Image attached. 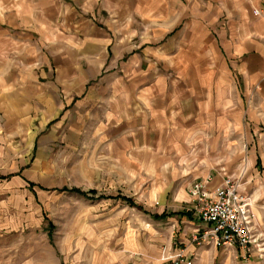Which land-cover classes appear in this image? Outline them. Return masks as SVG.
Segmentation results:
<instances>
[{
  "label": "crops",
  "instance_id": "crops-1",
  "mask_svg": "<svg viewBox=\"0 0 264 264\" xmlns=\"http://www.w3.org/2000/svg\"><path fill=\"white\" fill-rule=\"evenodd\" d=\"M46 128L142 164L169 181L158 195L178 183L177 202L195 182L219 186L217 148L243 142L240 184L258 253L243 261L235 248L196 246L190 208L172 211L164 200L153 218L180 226L160 260L184 249L192 264H264V0H0V135L34 133V149Z\"/></svg>",
  "mask_w": 264,
  "mask_h": 264
},
{
  "label": "rangeland",
  "instance_id": "rangeland-1",
  "mask_svg": "<svg viewBox=\"0 0 264 264\" xmlns=\"http://www.w3.org/2000/svg\"><path fill=\"white\" fill-rule=\"evenodd\" d=\"M33 134L0 135V176L20 174L0 180V264H160L163 249L175 248L180 225L153 216L162 213L165 202L172 211L186 206L193 215L191 196L173 200L178 183L170 195H158L169 181L155 180L142 164L117 161L99 147L72 145L50 128L36 133L33 149L26 146V136ZM242 135L227 133L233 141ZM240 144L217 148L219 171L234 177L248 165L250 149ZM26 181L95 194L85 199L30 190Z\"/></svg>",
  "mask_w": 264,
  "mask_h": 264
},
{
  "label": "built area",
  "instance_id": "built-area-1",
  "mask_svg": "<svg viewBox=\"0 0 264 264\" xmlns=\"http://www.w3.org/2000/svg\"><path fill=\"white\" fill-rule=\"evenodd\" d=\"M253 14L260 13L253 11ZM222 173V183L212 190L207 187L210 179L206 183L195 182L191 186L193 216L197 223L191 240L198 247L235 248L241 258H249L253 249L260 246V234L250 198L245 197L241 189L244 171L241 169L234 177L223 170ZM193 259L194 255L180 249L160 264H192Z\"/></svg>",
  "mask_w": 264,
  "mask_h": 264
},
{
  "label": "trees",
  "instance_id": "trees-1",
  "mask_svg": "<svg viewBox=\"0 0 264 264\" xmlns=\"http://www.w3.org/2000/svg\"><path fill=\"white\" fill-rule=\"evenodd\" d=\"M76 192H78V191H76ZM128 203H130V200L128 199V201H127Z\"/></svg>",
  "mask_w": 264,
  "mask_h": 264
}]
</instances>
